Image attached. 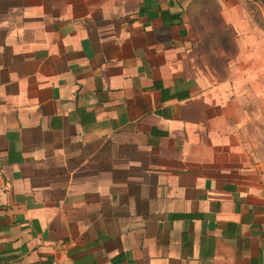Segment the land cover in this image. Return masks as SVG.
Returning <instances> with one entry per match:
<instances>
[{
  "label": "crops",
  "instance_id": "crops-1",
  "mask_svg": "<svg viewBox=\"0 0 264 264\" xmlns=\"http://www.w3.org/2000/svg\"><path fill=\"white\" fill-rule=\"evenodd\" d=\"M193 1L0 0V264H264V83Z\"/></svg>",
  "mask_w": 264,
  "mask_h": 264
},
{
  "label": "rangeland",
  "instance_id": "rangeland-1",
  "mask_svg": "<svg viewBox=\"0 0 264 264\" xmlns=\"http://www.w3.org/2000/svg\"><path fill=\"white\" fill-rule=\"evenodd\" d=\"M222 3L221 6L219 0L193 1L188 11L189 23L195 39L199 40L201 55L214 68L218 78L229 75L232 67L231 63L225 66L224 57L214 52L222 48L230 55L242 50L243 57H239V62L244 67L243 92L250 111L251 97L259 93L251 86L264 83V0H255L254 3L222 0ZM249 8L256 16L260 14V22L253 19ZM259 86L264 91V85Z\"/></svg>",
  "mask_w": 264,
  "mask_h": 264
},
{
  "label": "trees",
  "instance_id": "trees-1",
  "mask_svg": "<svg viewBox=\"0 0 264 264\" xmlns=\"http://www.w3.org/2000/svg\"><path fill=\"white\" fill-rule=\"evenodd\" d=\"M249 1H251V3H254L255 2V0H249ZM251 7V6H250ZM249 11H250V15L253 17V19H255V21L256 22H260L261 20V16H260V14H259V16H258V14H257V16H256V14H254L253 12H252V8L250 9L249 8Z\"/></svg>",
  "mask_w": 264,
  "mask_h": 264
},
{
  "label": "built area",
  "instance_id": "built-area-1",
  "mask_svg": "<svg viewBox=\"0 0 264 264\" xmlns=\"http://www.w3.org/2000/svg\"><path fill=\"white\" fill-rule=\"evenodd\" d=\"M261 214L264 216V205H263V207L261 209Z\"/></svg>",
  "mask_w": 264,
  "mask_h": 264
}]
</instances>
